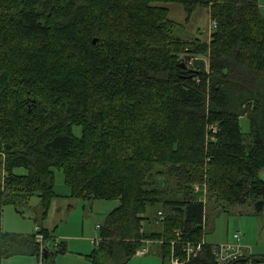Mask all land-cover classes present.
<instances>
[{
	"label": "trees",
	"instance_id": "1",
	"mask_svg": "<svg viewBox=\"0 0 264 264\" xmlns=\"http://www.w3.org/2000/svg\"><path fill=\"white\" fill-rule=\"evenodd\" d=\"M170 3L184 7L185 23L169 17ZM201 8L209 38L185 37ZM55 169L73 197L120 203L98 228L93 264H126L148 242L164 264L176 231L205 241L195 184L208 200L264 212L259 0H0V260L55 264L66 252L41 247L37 234L51 235L37 220L31 237L1 229L3 208L35 195L44 219ZM159 205L163 230L147 234L146 213ZM207 245L188 264H215Z\"/></svg>",
	"mask_w": 264,
	"mask_h": 264
},
{
	"label": "rangeland",
	"instance_id": "2",
	"mask_svg": "<svg viewBox=\"0 0 264 264\" xmlns=\"http://www.w3.org/2000/svg\"><path fill=\"white\" fill-rule=\"evenodd\" d=\"M165 6L169 9V17L172 20L185 23L187 15L182 5L170 3ZM184 28L185 30H182L181 33L185 37L197 36L202 40H207L210 30L208 10L198 9L193 14L190 24ZM240 126L245 134V144L250 145L252 143L249 137L250 122L246 116L240 119ZM209 130L211 131V128ZM212 135L215 134L212 133ZM17 173L26 174V171L19 170ZM260 177L264 178V175L260 174ZM66 186L68 185L65 183L63 170L55 169V191L58 194L66 195L69 193ZM194 192L202 193L198 199L205 206L206 219L203 230L206 243L217 245L232 239L236 232H241L243 245L251 248L255 259L263 260L256 264H264V212L256 215L252 201L245 205L233 206L216 198L208 200L209 193L199 184L194 185ZM40 205L41 199L36 195L17 208L7 204L3 208L1 221L3 233L31 237L38 232L37 224H35L37 220L42 228L51 233L47 246L46 243H42L41 247H48L49 251L55 252L60 249V246H63V243L67 245L65 253L59 252L55 255V264H93L90 255L96 248L95 244L99 239V231L96 228L104 224L108 214L119 206V201L95 200L89 208L90 203L86 199L57 196L52 199L44 219H42L43 210L39 207ZM161 210L160 205L148 209L147 220L143 222L145 233H159L163 230L164 225L159 216ZM148 249L147 256L133 257L126 264H162L159 246L151 244ZM0 264H42V261L33 256H15L1 259ZM101 264L107 263L101 262ZM164 264L171 263L166 259Z\"/></svg>",
	"mask_w": 264,
	"mask_h": 264
},
{
	"label": "built area",
	"instance_id": "3",
	"mask_svg": "<svg viewBox=\"0 0 264 264\" xmlns=\"http://www.w3.org/2000/svg\"><path fill=\"white\" fill-rule=\"evenodd\" d=\"M216 23H211L212 27ZM213 134H217L219 129L217 127L211 128ZM38 229V228H37ZM177 241L171 242V264H188L194 258H197L199 253L204 249V245L208 246L205 241L200 243H193L191 241H182V233L176 231ZM37 242L42 245L44 241L42 235L37 234ZM243 236L241 232H236L232 239L226 242L217 244L213 246V256L215 264H255L254 256L252 255V250L250 247L243 245ZM182 245L181 255H179L178 249L175 247L176 244ZM153 243L148 242L147 246ZM145 247L139 250L136 257H144L149 252V247Z\"/></svg>",
	"mask_w": 264,
	"mask_h": 264
},
{
	"label": "crops",
	"instance_id": "4",
	"mask_svg": "<svg viewBox=\"0 0 264 264\" xmlns=\"http://www.w3.org/2000/svg\"><path fill=\"white\" fill-rule=\"evenodd\" d=\"M259 8H260V11H261V13H262V15H263V17H264V0H259ZM261 174H263L264 175V172L263 173H261ZM263 181H264V178H261ZM67 188H68V190H69V193L68 194H66V195H61V194H58L56 191H55V188H54V193H55V195H54V198L55 197H57V196H64V197H73V190H72V188L71 187H69V186H66ZM53 198V199H54ZM88 201V203H90V205H89V208L91 207V204L93 203V201H89V200H87ZM120 204V203H119ZM116 209V208H115ZM101 226H97V231H98V228H100ZM45 230H47V229H45ZM48 231V230H47ZM49 232V231H48ZM49 234L51 235V233L49 232ZM97 241H96V244H95V247H96V245H97ZM67 246V245H66ZM98 246V245H97ZM95 249V248H94ZM149 254V253H148ZM147 254V255H148ZM146 255V256H147ZM145 257V256H144Z\"/></svg>",
	"mask_w": 264,
	"mask_h": 264
},
{
	"label": "water",
	"instance_id": "5",
	"mask_svg": "<svg viewBox=\"0 0 264 264\" xmlns=\"http://www.w3.org/2000/svg\"><path fill=\"white\" fill-rule=\"evenodd\" d=\"M94 42H96V41H94Z\"/></svg>",
	"mask_w": 264,
	"mask_h": 264
}]
</instances>
